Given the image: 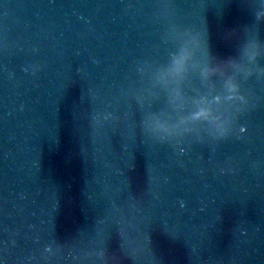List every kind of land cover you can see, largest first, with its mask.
I'll return each instance as SVG.
<instances>
[{
    "label": "water",
    "instance_id": "95a60500",
    "mask_svg": "<svg viewBox=\"0 0 264 264\" xmlns=\"http://www.w3.org/2000/svg\"><path fill=\"white\" fill-rule=\"evenodd\" d=\"M0 264H264V0H0Z\"/></svg>",
    "mask_w": 264,
    "mask_h": 264
}]
</instances>
